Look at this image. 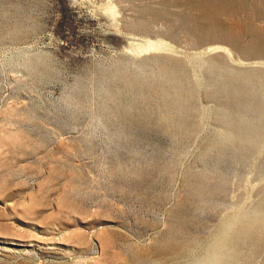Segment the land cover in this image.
Instances as JSON below:
<instances>
[{
  "label": "rangeland",
  "instance_id": "rangeland-1",
  "mask_svg": "<svg viewBox=\"0 0 264 264\" xmlns=\"http://www.w3.org/2000/svg\"><path fill=\"white\" fill-rule=\"evenodd\" d=\"M116 3L0 0V264H264V0Z\"/></svg>",
  "mask_w": 264,
  "mask_h": 264
},
{
  "label": "clouds",
  "instance_id": "clouds-1",
  "mask_svg": "<svg viewBox=\"0 0 264 264\" xmlns=\"http://www.w3.org/2000/svg\"><path fill=\"white\" fill-rule=\"evenodd\" d=\"M68 6L74 9L79 18L96 21L97 27L107 23L112 29H118L122 15L116 0H68ZM82 34L91 32L87 23L80 29Z\"/></svg>",
  "mask_w": 264,
  "mask_h": 264
},
{
  "label": "bare ground",
  "instance_id": "bare-ground-1",
  "mask_svg": "<svg viewBox=\"0 0 264 264\" xmlns=\"http://www.w3.org/2000/svg\"><path fill=\"white\" fill-rule=\"evenodd\" d=\"M158 42V41H157ZM149 48H150V46H149ZM247 133V136H249V135H251V133H252V131H248V130H241L240 131V133ZM241 133V134H242ZM253 138V137H252ZM250 230V224L249 223H247V224H245V226H244V228L242 229V233H245V232H247V231H249ZM230 246V245H229ZM230 250H233V249H231V247L229 248ZM229 250V251H230ZM229 251L227 252V254H229ZM232 253V252H231ZM231 255H234V257L236 256V253L234 252V253H232ZM231 255H228V259L230 258V256ZM234 257H232V259L234 258Z\"/></svg>",
  "mask_w": 264,
  "mask_h": 264
}]
</instances>
